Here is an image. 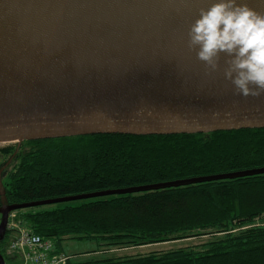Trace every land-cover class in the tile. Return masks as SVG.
Segmentation results:
<instances>
[{"label":"water","instance_id":"1","mask_svg":"<svg viewBox=\"0 0 264 264\" xmlns=\"http://www.w3.org/2000/svg\"><path fill=\"white\" fill-rule=\"evenodd\" d=\"M219 0H0V144L264 129V94H234L188 32ZM264 12V0H237ZM218 114V115H217ZM16 150V151H17ZM18 210L264 174V169L10 205ZM0 264H5L0 254Z\"/></svg>","mask_w":264,"mask_h":264},{"label":"trees","instance_id":"2","mask_svg":"<svg viewBox=\"0 0 264 264\" xmlns=\"http://www.w3.org/2000/svg\"><path fill=\"white\" fill-rule=\"evenodd\" d=\"M16 150L0 149L15 161L1 177L10 205L264 169V129L78 136L25 141ZM16 213L21 227L51 240L59 253L65 240L94 242L95 253L208 238L195 247L133 257L105 251L67 264H264V226L255 225L264 221V174ZM8 241L6 234L0 242L4 260Z\"/></svg>","mask_w":264,"mask_h":264},{"label":"clouds","instance_id":"3","mask_svg":"<svg viewBox=\"0 0 264 264\" xmlns=\"http://www.w3.org/2000/svg\"><path fill=\"white\" fill-rule=\"evenodd\" d=\"M188 38L189 49L197 51L208 74L219 69L225 54L224 76L234 85V94L245 98L264 94V12L237 0H219L200 9Z\"/></svg>","mask_w":264,"mask_h":264},{"label":"rangeland","instance_id":"4","mask_svg":"<svg viewBox=\"0 0 264 264\" xmlns=\"http://www.w3.org/2000/svg\"><path fill=\"white\" fill-rule=\"evenodd\" d=\"M13 144H0V149L6 146H12ZM12 158L10 157H5L0 155V167L9 162V164L12 162ZM15 165V161H13L10 164V167L8 170L11 169ZM48 209V207H47ZM13 218L12 221L15 224V228L17 229L16 226H21L20 221L18 222L19 218V213H12ZM255 225H261L264 226V221L263 222H256ZM10 236H13V232L10 234ZM208 238L201 237L199 238H191V239H185V240H175V241H169V242H164L161 244H155V245H150V246H137V247H126V248H121V249H111L107 250L104 247L102 250H99L97 252H93L98 250V247L94 242H87V241H77V240H65L62 242L61 249L62 251L67 254L72 262H83L86 261L87 258L90 257H103V252L107 251L106 256H123V257H133L136 255H149L151 253H160V252H165V251H170L174 249H180V248H188V247H195L199 246L207 241ZM102 252V254H101ZM82 253L83 256H79ZM7 260H5V264H19L18 259H11L9 254ZM102 255V256H101ZM76 257H79L76 258Z\"/></svg>","mask_w":264,"mask_h":264},{"label":"built area","instance_id":"5","mask_svg":"<svg viewBox=\"0 0 264 264\" xmlns=\"http://www.w3.org/2000/svg\"><path fill=\"white\" fill-rule=\"evenodd\" d=\"M13 214L8 217L7 234L9 237L6 251L11 259H18L19 264H67L70 257L55 251L51 240L41 238L12 221ZM13 232V236L10 234Z\"/></svg>","mask_w":264,"mask_h":264}]
</instances>
